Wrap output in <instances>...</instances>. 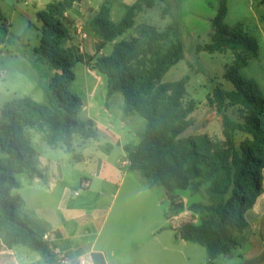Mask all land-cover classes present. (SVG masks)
I'll return each instance as SVG.
<instances>
[{
    "label": "trees",
    "instance_id": "1",
    "mask_svg": "<svg viewBox=\"0 0 264 264\" xmlns=\"http://www.w3.org/2000/svg\"><path fill=\"white\" fill-rule=\"evenodd\" d=\"M82 0L52 3L47 12L38 14L42 22V38L35 54L56 74L49 85L50 105H40L29 98L14 100L10 107L20 117L35 122L52 148L73 150L76 136L95 139L97 132L91 122L79 120L82 100L70 94L75 80V63L107 78L108 96L124 97V115L137 114L147 122L140 144L126 148L129 171L136 172L150 189L162 188L167 196L165 216L173 219L186 210L177 191L199 196L188 210L200 223L184 222L174 229L176 238L205 247L207 264H218L238 248L236 235L248 228L246 214L263 195L264 171V97L259 85L239 75L249 61L259 59L257 41L241 26L223 24L227 16L223 6L215 23L212 42L197 46V52L209 54L231 52L235 69L225 75L233 85L232 91L216 87L209 103L218 109L241 107L246 112L242 122L224 116L223 139L194 135L189 116L193 107L185 106L188 78L164 82L172 66L184 59L179 42L171 41L172 28L160 31L142 25L137 36L117 42L135 27V8L118 24L111 20V10L104 4L90 22L98 38L95 56H76L63 47L69 39L68 9ZM6 20L0 9V31ZM108 44L113 45L110 56H98ZM49 93V92H48ZM15 113L2 111L0 120V240L12 248L27 247L40 254L46 264H55L42 232L21 216L22 201L12 197L20 188L15 176L40 175L35 166V151L18 133ZM247 138L239 145L237 135Z\"/></svg>",
    "mask_w": 264,
    "mask_h": 264
},
{
    "label": "crops",
    "instance_id": "2",
    "mask_svg": "<svg viewBox=\"0 0 264 264\" xmlns=\"http://www.w3.org/2000/svg\"><path fill=\"white\" fill-rule=\"evenodd\" d=\"M98 42L95 50L87 51L88 56L96 55ZM103 51L98 56H105ZM84 66L97 78L94 84L105 82L101 74ZM88 93L85 101L81 99V113L86 115L84 122L93 124L97 136L75 137L71 152L73 161L85 167L75 193L80 187L81 192L75 196L70 190L72 162L57 161L43 176L29 177L33 195L28 200L20 197L22 209L29 206L33 211L34 218L26 219L49 237L46 242L55 264H207L206 248L178 240L174 231L184 223L188 207L197 203L194 196L179 194L186 210L168 219L165 191L150 189L138 173L129 171L126 148L140 144L146 120L137 114L125 116L124 97H109L108 83L99 96L97 86L88 85ZM78 148L85 149V154H77ZM48 173H55L54 180L48 192L42 193ZM85 183L87 189H83ZM262 186L264 189V171ZM246 220L248 228L236 235L238 248L221 256L218 264H244L245 256L254 255L252 260H257L264 254V193L247 212ZM0 264L46 263L27 247L9 248L0 240Z\"/></svg>",
    "mask_w": 264,
    "mask_h": 264
},
{
    "label": "rangeland",
    "instance_id": "3",
    "mask_svg": "<svg viewBox=\"0 0 264 264\" xmlns=\"http://www.w3.org/2000/svg\"><path fill=\"white\" fill-rule=\"evenodd\" d=\"M65 1L68 0H0L2 17L7 21L0 31V120L3 110L15 113V126L18 127L19 134L20 128L22 129V136L31 143L36 153L34 161L40 176L48 172L50 165L57 161L67 164L72 162L70 190L76 196L78 182L84 176L85 167L77 165L73 161V154L67 152L65 147L52 148L46 140H41L45 139V134L34 125L35 122L21 118L20 113L10 107L14 100L24 98L40 105H50L51 92L48 90L56 72L34 52L40 47L42 38L43 24L39 21L38 14L47 12L49 4ZM105 3L111 10V20L115 24L120 23L135 8V27L118 38L117 42L137 36V30L142 25L153 26L160 31L173 29L171 41L183 46L184 59L172 66L163 81L177 82L188 78V95L184 105L193 107L189 120L194 135H208L213 140H222L224 116L236 122H242L246 117V112L241 107L228 105L221 110L209 103L216 87L225 91L233 90V85L225 79L226 73L235 69L231 52L209 54L196 50L197 46L211 44L215 23L223 6L227 10L223 24L231 28L241 25L258 43L259 59L249 61L248 66L239 71V75L255 81L264 97V0H82L65 14L70 23V36L63 45L65 49L69 47L76 56H88L87 51L95 50L98 38L92 33L90 22ZM83 34L87 35L86 39ZM113 45L108 44L104 49L106 57L112 54ZM72 71L75 80L69 86L70 94L85 101L89 95L88 85L97 86L98 96L106 92L105 76L102 75L105 82L96 85L94 82L97 78L83 64L75 63ZM97 101L102 102L100 97ZM85 119L86 115L80 113L79 120ZM246 138L245 134L239 133L237 144ZM76 153L85 154V149L78 148ZM0 159H4L1 153ZM54 176L55 173L47 174L49 181L42 184V193L48 192ZM15 178L20 188L13 190L12 197L28 200L34 192L29 175L21 174ZM79 192L81 187L77 193ZM177 194L191 195L184 191H177ZM194 198L195 202L201 200L199 196ZM187 211L184 222L199 224V218H193V214ZM20 214L24 219L34 218L29 206L23 207ZM252 256L254 255L245 256L244 264H264V254L257 260H252Z\"/></svg>",
    "mask_w": 264,
    "mask_h": 264
},
{
    "label": "built area",
    "instance_id": "4",
    "mask_svg": "<svg viewBox=\"0 0 264 264\" xmlns=\"http://www.w3.org/2000/svg\"><path fill=\"white\" fill-rule=\"evenodd\" d=\"M79 33H81V29L79 30ZM83 38L86 39V38H87V35H86V34H83ZM87 188H88V183H85V184L83 185V189H87ZM76 196H78V193H76ZM48 239H49L48 236H46V235L43 236V240H44L45 242L48 241Z\"/></svg>",
    "mask_w": 264,
    "mask_h": 264
}]
</instances>
